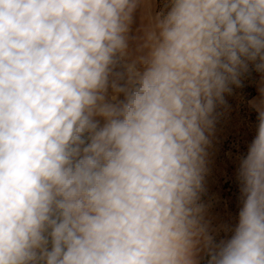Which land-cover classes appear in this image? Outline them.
Wrapping results in <instances>:
<instances>
[{
    "label": "clouds",
    "instance_id": "9594fccd",
    "mask_svg": "<svg viewBox=\"0 0 264 264\" xmlns=\"http://www.w3.org/2000/svg\"><path fill=\"white\" fill-rule=\"evenodd\" d=\"M252 71L224 222L208 149ZM0 264H264V0H0Z\"/></svg>",
    "mask_w": 264,
    "mask_h": 264
},
{
    "label": "rangeland",
    "instance_id": "374dc122",
    "mask_svg": "<svg viewBox=\"0 0 264 264\" xmlns=\"http://www.w3.org/2000/svg\"><path fill=\"white\" fill-rule=\"evenodd\" d=\"M156 11L163 0H155ZM136 24H139L137 13ZM135 27V26H134ZM251 67V66H250ZM260 74L255 71L241 78V86H232L225 93V104L218 108V116L208 152L207 192L204 197L212 204V212L221 221L234 222L238 213V185L234 179L235 158L244 155L253 140L257 125V112L250 101L259 98Z\"/></svg>",
    "mask_w": 264,
    "mask_h": 264
}]
</instances>
